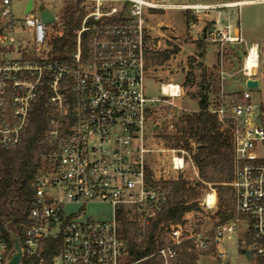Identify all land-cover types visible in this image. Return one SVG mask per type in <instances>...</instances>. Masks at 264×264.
<instances>
[{
    "label": "built area",
    "instance_id": "1",
    "mask_svg": "<svg viewBox=\"0 0 264 264\" xmlns=\"http://www.w3.org/2000/svg\"><path fill=\"white\" fill-rule=\"evenodd\" d=\"M14 1L0 0V151L21 143L40 95L46 97L49 107L41 136L46 150L40 154L30 182L33 194L27 219L18 222V231L12 227V216L11 228L19 235L23 259L35 257L39 264H48L43 255L46 242L58 238L61 248L51 257V264H130L120 214L137 224L142 237L171 201L176 178L168 176L166 169L157 173L154 168L153 155L164 148L151 145L154 124L150 125V120L156 104L166 102L170 109L165 119L174 131L178 121L174 99L183 92L181 84L169 82L161 85V98L147 96L145 16L151 10L178 7L198 12L226 4L198 7L168 0H51L50 10L33 0L26 13L28 0L25 16L19 18L11 9ZM57 1L63 2L61 11L56 9ZM78 1L86 14L70 42L62 45L64 8ZM43 10L52 13V22L43 21ZM204 39L220 46V84L209 110L229 129L233 149L229 185L234 192V212L213 228L216 243L230 237L241 218H246L252 239L244 249L257 264H264V106L252 99L253 89L226 87L229 78L239 73L245 82L258 78L260 46L253 43L247 47L242 67L233 72L226 68V48L245 42L241 32L232 31L231 25L208 27ZM252 67L256 68L253 73ZM167 150L172 153L169 169L183 171L190 161L196 167L187 151ZM209 194L205 203L211 208L216 201L210 205ZM94 203L111 205L113 217L83 220V208ZM73 204L78 209L68 211ZM12 209L7 204L0 214V264L9 263L13 250L6 229ZM184 227L183 223L170 224L171 243L152 254L160 256L162 264H179L174 260L189 238L195 239L199 251L210 248L205 235H186ZM225 256L217 254L218 259Z\"/></svg>",
    "mask_w": 264,
    "mask_h": 264
},
{
    "label": "rangeland",
    "instance_id": "2",
    "mask_svg": "<svg viewBox=\"0 0 264 264\" xmlns=\"http://www.w3.org/2000/svg\"><path fill=\"white\" fill-rule=\"evenodd\" d=\"M28 0H15L11 9L16 17L25 16V4ZM170 3H190V2H215L220 0H168ZM36 5L43 4L52 10L53 1L35 0ZM56 9L61 11L63 2H55ZM220 9L187 10L184 8H170L167 10L149 11L145 16L146 32L148 34L147 52V75L145 79L146 94L149 98H161V85L169 82H176L183 86L181 97L174 99L175 119H179L182 114H190L198 109V100L202 93L201 73L199 66L202 62L203 30L208 22L213 21ZM236 11V10H235ZM153 13V14H152ZM240 14L241 30L245 42L231 44L226 48L229 68L237 72L242 67L243 58L247 47L253 43L260 46L259 68L256 77H260V86L251 90L252 99L264 106V3H248L240 8V13H236L238 20ZM167 24L168 26H166ZM194 39V40H193ZM168 51L170 57L161 63L154 58V53H164ZM218 46L209 44L208 53L211 61L216 59ZM239 73L234 78H229L227 90H245L246 82ZM239 81H236L240 79ZM170 107L166 102L156 104L150 125L154 124L153 147L164 148L162 152H156L153 157L155 160L154 168L158 173L164 171L171 178H184L191 184L199 181L198 169L191 163L186 165L183 171L177 172L168 168L171 152L167 149L164 134H172L169 130L168 120L165 119L166 112ZM151 160V158H149ZM190 160V159H189ZM152 162V160H151ZM208 193L216 194V204L208 207L205 198ZM194 201L198 203V209L185 214L184 229L186 235H207L221 222L217 211L220 209L218 187L213 184L204 183L200 186L198 198ZM78 205H69L68 211H76ZM82 219L108 220L113 217V209L109 204L94 203L87 204L83 208ZM13 226V225H12ZM251 234L248 232L246 218H241L238 222V229L230 235L216 243L214 252H201L198 256V264H257L256 258L248 259L242 249L249 246ZM195 250L199 249L195 246ZM226 254L224 259H218L217 254Z\"/></svg>",
    "mask_w": 264,
    "mask_h": 264
},
{
    "label": "trees",
    "instance_id": "3",
    "mask_svg": "<svg viewBox=\"0 0 264 264\" xmlns=\"http://www.w3.org/2000/svg\"><path fill=\"white\" fill-rule=\"evenodd\" d=\"M80 5L81 1H78L67 4L64 8L66 33L65 37L59 40L62 45L70 42L73 30L80 25L86 14L85 9ZM62 54H64L63 51ZM169 57L168 51L154 53V58L159 63ZM199 66L202 69L203 90L198 102V110L190 114H182L176 122L174 132L163 135L169 148L183 149L190 154L198 169L199 181L191 184L182 177L173 181L171 201L166 209L152 221L142 237V230L137 224L120 214L130 264H162L160 256L152 254L159 247L171 243L168 238L170 224H184L185 214L198 209V203L194 200L198 198L202 184H213L218 187L220 209L217 214L221 222L229 219L234 212V192L229 185L233 178L231 136L229 129L223 128L218 118L209 110L211 102L208 96L210 87L207 70L203 64ZM48 112L46 97L40 95L35 101L30 124L21 143L10 150L0 151V207L7 209V204L13 207L11 214L15 221L12 227L16 230L18 222L27 219V205L33 194L30 182L38 165L39 156L46 150V146L41 143V136L47 126ZM205 238L210 240L209 252H214L216 244L214 230L208 231ZM194 247L195 239L185 240L179 247L174 263L197 264L200 251L195 250ZM60 248L61 241L58 238H52L46 242L43 255L48 264H51V257L59 253ZM23 264H39V260L35 257H25Z\"/></svg>",
    "mask_w": 264,
    "mask_h": 264
},
{
    "label": "crops",
    "instance_id": "4",
    "mask_svg": "<svg viewBox=\"0 0 264 264\" xmlns=\"http://www.w3.org/2000/svg\"><path fill=\"white\" fill-rule=\"evenodd\" d=\"M238 1H242L241 5L240 6L234 5ZM250 1H252V0H220V1H215V2L209 1V2H190V3H171V4H177V5H183V6H198V7H207V6H216V5H220V4H226L225 7H222L223 10H220L219 13L214 17L213 21L208 22L206 24V26L203 30V40H199L200 42L201 41L205 42V43H202V42L200 43V46H202L201 57L203 59L202 60L203 66L207 70L208 82H209V87H210L209 91H208V96H209V101L211 102V104L214 102V100L216 99V97L218 95V89H219V84H220L219 83V69H218L220 46L216 43H209L204 39L205 29L208 27L219 29V28H225L227 25H231L232 31H234L235 33L237 31H240L241 35L243 36L241 26H240V24H241L240 14H239V18L237 20L236 19V13L237 12L240 13V8L245 4L251 3ZM227 4H231V5H227ZM215 9H220V8H215ZM187 10H191V9H187ZM204 10H206V9H204ZM151 11L153 12L156 10H151ZM165 25L168 26L167 24H165ZM209 44H213V45L218 46V51L216 52V59L213 62H210L211 56L208 53V45ZM231 44H239V43H231ZM231 44H229L227 47H229ZM228 62L229 61L227 59V54H226V61H225L226 68L229 71H232L228 67L229 66ZM258 79H260V77H258ZM236 81H238V80H236ZM227 83L229 84V82H227ZM227 83H226V87H227ZM198 102H199V100H198Z\"/></svg>",
    "mask_w": 264,
    "mask_h": 264
},
{
    "label": "water",
    "instance_id": "5",
    "mask_svg": "<svg viewBox=\"0 0 264 264\" xmlns=\"http://www.w3.org/2000/svg\"><path fill=\"white\" fill-rule=\"evenodd\" d=\"M32 4H33V0H29L27 4V8H26V13L29 12ZM42 18L45 23H50L54 20V16L48 10L42 11ZM246 87L251 88V89L258 88L259 79L258 78H248L246 80ZM9 217L10 219L6 223V229L10 235L11 242L13 245V250H12L8 264H22L23 263V251H22L21 241H20V238L17 232L11 228V225L13 223V217L11 213H9ZM242 251L243 253H245L248 259L251 258V252L249 250H245L243 248Z\"/></svg>",
    "mask_w": 264,
    "mask_h": 264
},
{
    "label": "bare ground",
    "instance_id": "6",
    "mask_svg": "<svg viewBox=\"0 0 264 264\" xmlns=\"http://www.w3.org/2000/svg\"><path fill=\"white\" fill-rule=\"evenodd\" d=\"M256 51V46L254 47V52ZM255 63V62H254ZM256 64V63H255ZM249 65H252V62L250 61V63H249ZM256 67H257V65H256ZM256 70V68H251V73H253L254 71ZM207 199H208V203L210 204V205H212L213 203H215V201H216V197H215V195H214V193H210L209 195H208V197H207Z\"/></svg>",
    "mask_w": 264,
    "mask_h": 264
}]
</instances>
